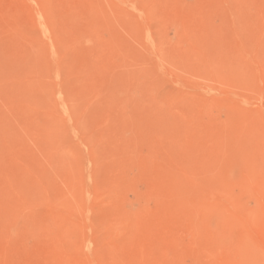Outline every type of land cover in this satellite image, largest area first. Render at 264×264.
I'll return each mask as SVG.
<instances>
[{
    "label": "rangeland",
    "instance_id": "374dc122",
    "mask_svg": "<svg viewBox=\"0 0 264 264\" xmlns=\"http://www.w3.org/2000/svg\"><path fill=\"white\" fill-rule=\"evenodd\" d=\"M0 264H264V0H0Z\"/></svg>",
    "mask_w": 264,
    "mask_h": 264
}]
</instances>
